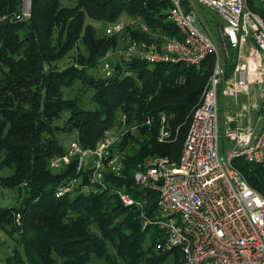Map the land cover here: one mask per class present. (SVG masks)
Here are the masks:
<instances>
[{
    "label": "trees",
    "instance_id": "1",
    "mask_svg": "<svg viewBox=\"0 0 264 264\" xmlns=\"http://www.w3.org/2000/svg\"><path fill=\"white\" fill-rule=\"evenodd\" d=\"M76 1L68 9L62 0H31V16L18 20L23 0H0V188L17 191L14 206L0 207V231L11 225L10 231L19 235L10 237L15 246L4 264H86L95 256L111 264H119V258L123 264H183L179 250L157 248L163 242L160 231L154 226L145 229L140 211L124 205L113 187H124L139 197L143 192L133 181L139 165L158 156L179 158L216 58L210 55L202 68H196L185 63L150 65L120 56L113 73L102 79L88 78L75 68H54L61 50L78 38L89 54L87 65L97 64L116 48L120 37L108 35L106 24L124 19L141 16L153 31L181 37L168 20L169 4L159 0ZM248 1L264 20V2ZM47 18L53 20L50 26L55 22L60 27L62 35L67 31L71 42L50 41L48 22H43ZM87 20L106 23L105 35L102 31L98 35ZM126 35L152 39L133 29ZM232 56L225 64L228 74L236 62ZM76 80L94 90L90 108L81 96H64L62 89ZM162 115L172 139L179 135L174 143L158 140ZM112 127L124 130L119 149L125 167L120 176H105L106 189L89 184L88 171H78L79 154L64 167H52L53 159L67 153L71 141L82 150L94 149ZM233 163L264 197V167L241 159ZM74 178L75 186L57 196ZM157 197L156 192L147 193L151 217L156 214Z\"/></svg>",
    "mask_w": 264,
    "mask_h": 264
},
{
    "label": "built area",
    "instance_id": "2",
    "mask_svg": "<svg viewBox=\"0 0 264 264\" xmlns=\"http://www.w3.org/2000/svg\"><path fill=\"white\" fill-rule=\"evenodd\" d=\"M159 1L169 4L168 20L181 37L153 31L141 16L120 20L109 24L108 35L133 29L152 38L129 40L120 56L150 65L185 63L196 68L210 55L216 61L179 158L158 156L139 165L133 175L136 187L143 192L139 197L124 187H113L114 193L124 205L140 211L145 229L154 226L160 231L163 242L157 248L179 250L183 264H264V197L233 163L241 159L264 167V20L250 9L248 0ZM31 5V0H23L22 12L16 18L30 17ZM199 5L220 18L222 36L237 51L230 74L218 45L200 24ZM110 54L101 60L108 75L114 71ZM257 86L260 104L250 100L241 108L243 112L259 110L256 122L252 125L242 113L221 123V98L250 97ZM126 119L123 116V127ZM161 123L158 140L166 143L172 140L173 133L163 115ZM123 132L117 127L105 130L96 147L89 150L71 141L67 153L53 159L52 167H64L79 154L78 171H88L89 184L106 189L105 176H120L125 167L119 149ZM76 183L77 178L69 181L57 196L70 191ZM89 184L83 186L85 191ZM149 191L158 194L154 217L146 209ZM20 219L18 214L17 223Z\"/></svg>",
    "mask_w": 264,
    "mask_h": 264
},
{
    "label": "rangeland",
    "instance_id": "3",
    "mask_svg": "<svg viewBox=\"0 0 264 264\" xmlns=\"http://www.w3.org/2000/svg\"><path fill=\"white\" fill-rule=\"evenodd\" d=\"M255 2L257 3L258 0ZM262 2H264V0H262ZM61 3L64 8L70 9L76 6L77 1L76 0H62ZM22 5H23V2H22ZM198 10L200 13V24L212 36V38L218 45L220 57L224 61V63L226 64V62L230 61L233 58L232 55H235L234 57H237V51L235 50V48L231 47V45L227 42V40L221 34L222 22L220 18L204 6L199 5ZM48 20L49 18L43 20V22L44 23L48 22V30L50 29L49 30L50 31L49 33L50 41L54 40V42H57L59 38H62L61 40H62L63 45L71 42V41H68L69 36H68L67 31L63 32V35H62L60 32V27H58V25L55 22H53L52 25L50 26L49 23L52 22L53 20L52 21L51 19L49 21ZM87 23L92 24L93 26L97 28L98 35H101V31H102V34L105 35V30H102V29H104L103 26H105L106 23H100V22H95L91 20H87ZM109 24L108 25L106 24L107 28ZM119 36L120 37H118L116 41V45H117L116 48L114 50L108 51V53L111 52L108 59L112 63L113 66H114V63H116L119 60L120 55H122L121 51H123L127 42L132 39L128 37L127 35L124 36V33L120 34ZM82 40H83L82 38H78L75 42H73V44L67 45L65 50L62 49L60 54L58 55L60 59L53 63V67L59 70H65L67 68H75L81 71V73L88 78L94 77L96 79H102V78H106L110 76L105 71L102 65V61H101L104 57L107 56L108 53L103 58H101L99 61H97V64H95L94 66L92 65L90 67V65H87L89 64L88 63L89 54L85 51V46ZM1 67L5 69L4 66H1ZM1 74L2 73H0V75ZM210 77L211 75L209 76L207 83L205 85V88L203 89V92L201 94V101L203 99L205 89L207 88L209 84ZM62 90L66 98L74 99L77 96H81L85 100V107L87 108L91 107L90 105L91 97L93 95L94 90L88 89L79 80H76L72 84V86L64 87ZM252 92L254 94L252 93L250 97L243 95L240 98L238 97L239 99L238 98L229 99L226 97L224 98L222 97L221 103H220L221 123H223L224 120L227 118L235 117L237 114L243 113L244 118L246 117L247 121L251 122L253 125V123L256 122V119L260 111L256 110L255 108H251L250 111L246 110L243 112L241 109L243 106L249 104L250 100L252 103L254 102V103L260 104V99L257 98L258 93L260 92L259 87L258 86L255 87L252 90ZM248 124L249 123H247V125ZM178 136L179 135H177L176 138L172 139L171 142H168V143L171 144V143L176 142L178 139ZM68 143L69 141L65 142V144H68ZM221 143L222 145L224 144V139L221 141ZM183 147L184 145L182 146L181 151ZM223 154H224V151H223ZM16 203H17V191L16 190L13 191V190L6 189V188H0V207H10V206H14ZM10 229H11V225H7L6 228L4 229L5 231L4 230L0 231V264H4L5 258L11 255L13 251L15 244L13 243L12 238L14 237L16 238L19 236L17 232L15 233L11 232ZM109 249H111L112 252L114 251L113 250L114 248L111 247L110 245H109ZM21 255L23 256V251H21ZM170 260L173 261V258L171 256L169 257V261ZM118 262L119 264H123L120 258L118 259ZM86 264H111V262L108 261L105 257L95 256Z\"/></svg>",
    "mask_w": 264,
    "mask_h": 264
},
{
    "label": "crops",
    "instance_id": "4",
    "mask_svg": "<svg viewBox=\"0 0 264 264\" xmlns=\"http://www.w3.org/2000/svg\"><path fill=\"white\" fill-rule=\"evenodd\" d=\"M260 2H262V0H259Z\"/></svg>",
    "mask_w": 264,
    "mask_h": 264
}]
</instances>
